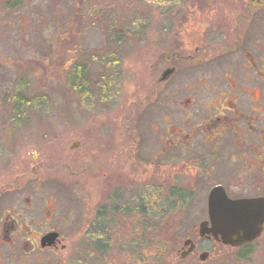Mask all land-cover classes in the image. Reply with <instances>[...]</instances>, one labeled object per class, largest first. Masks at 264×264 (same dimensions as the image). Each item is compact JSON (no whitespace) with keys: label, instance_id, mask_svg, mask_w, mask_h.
<instances>
[{"label":"rangeland","instance_id":"1","mask_svg":"<svg viewBox=\"0 0 264 264\" xmlns=\"http://www.w3.org/2000/svg\"><path fill=\"white\" fill-rule=\"evenodd\" d=\"M197 1L208 5L201 7ZM115 23L130 26L118 51L120 81L105 95L92 87L85 108L68 84L70 67L111 50L108 33ZM217 23L218 0H20L11 9L0 3V184L35 175L37 183L31 188L57 199L64 222L68 210L73 212L75 233L74 221L63 225L68 239L75 237L67 242L68 264H264V237L243 261L235 258L237 250L212 241L200 242L201 250L212 254L210 261L201 262L198 254L181 260L178 251L207 218L205 211H174L166 195L143 193L142 208L135 213V197L114 196L101 189V181L94 182L119 158V149L129 146L124 143L130 141L126 126L138 131L145 160L158 150L161 133L151 134L158 124L152 111L163 108L164 101L154 95L155 106L148 98L163 70L156 57L176 38L190 48L199 42L197 34L215 29ZM109 72L93 63L90 86L107 79ZM181 76L176 74L165 86L177 85ZM18 90L32 102L20 124L8 103ZM165 91L163 86L156 89ZM91 164L98 168L91 170ZM146 166L151 171L143 165V173ZM139 178L145 192L146 176ZM205 201V195L188 199L197 209ZM102 214L105 235L97 241L100 232H94L93 244L90 225Z\"/></svg>","mask_w":264,"mask_h":264},{"label":"flooded vegetation","instance_id":"2","mask_svg":"<svg viewBox=\"0 0 264 264\" xmlns=\"http://www.w3.org/2000/svg\"><path fill=\"white\" fill-rule=\"evenodd\" d=\"M18 2L16 8L20 0H0L9 9ZM197 35L199 42L190 48L176 38L169 48L158 51L156 63L163 70L148 97L155 106L159 104L152 100L154 95L164 101L163 108L152 111L158 124L151 134L161 133L156 137L158 150L145 160L138 131L126 126L130 141L124 143L129 146L119 149V158L109 162L101 179L94 178V182L101 181V189L114 196L135 197L130 201L135 213L142 208L139 196L143 193L152 198L166 195L168 208L174 211H205L207 218L178 251L181 260L194 254L200 260L206 252L205 262L210 261L212 254L201 250L200 242L212 241L237 250L235 258L243 261L250 256L252 245L264 237V230L252 244L232 248L220 236H200L199 227L207 223L212 228L208 198L215 188L233 201L264 199V0H218L216 28ZM168 69L174 73L162 81ZM176 74H182L179 85L165 86ZM160 86L166 88L164 93L156 92ZM143 165L151 171L146 166L149 172L143 173ZM96 166L91 164L90 169ZM143 175L145 192L138 179ZM34 178L26 174L0 184V264H68L67 242L75 237L68 239L63 225L71 219L75 233L76 218L69 209L64 222L57 199L31 188ZM22 182L26 183L23 187ZM201 195L206 196L204 208L189 205V198ZM103 215L91 222V242L94 232L105 233ZM187 240L193 246L184 247ZM74 250L77 253V247ZM181 254L188 255L182 259Z\"/></svg>","mask_w":264,"mask_h":264},{"label":"water","instance_id":"3","mask_svg":"<svg viewBox=\"0 0 264 264\" xmlns=\"http://www.w3.org/2000/svg\"><path fill=\"white\" fill-rule=\"evenodd\" d=\"M173 73L174 69L164 71L162 81ZM76 146L78 143L74 145ZM208 205L212 228H207V223H202L199 227L200 236L212 235L216 239L220 236L224 245L234 248L249 245L261 236L264 230V199L233 201L215 188L209 195ZM189 245L193 246L191 240L184 243V247ZM191 250L192 248L188 254ZM188 254H181V258ZM208 257V253H202L200 261L205 262Z\"/></svg>","mask_w":264,"mask_h":264},{"label":"trees","instance_id":"4","mask_svg":"<svg viewBox=\"0 0 264 264\" xmlns=\"http://www.w3.org/2000/svg\"><path fill=\"white\" fill-rule=\"evenodd\" d=\"M18 5L19 2L15 3V7ZM128 28H130V26L122 27L117 23L111 25L108 33L110 46H112L111 50L106 51L105 54H102L99 57L93 56L88 58V56H86V60H80L78 63L75 62V64L70 67L68 84L71 89L81 97V105L83 107L87 108V100L92 96V87H96L100 92L103 91V94L105 95L106 91L111 89L116 81H120V75L122 72L120 68L121 59L118 55V51L119 47H122L123 45L124 38L130 35V31L127 30ZM132 29L133 28L131 27V30ZM71 61L73 62V60ZM95 62L101 63L105 68L109 69L110 72L107 79L101 77L103 81L99 80L95 82L94 85L90 86V67ZM103 98L105 97L103 96ZM8 103H10L9 108L11 109L12 118L13 120L17 119V124H20L24 120L25 115H27V112L32 108V102L24 100L20 96L19 90L18 92L16 91L15 94L13 93L9 95ZM91 105L94 104L92 103ZM99 232V236H101L103 231Z\"/></svg>","mask_w":264,"mask_h":264}]
</instances>
